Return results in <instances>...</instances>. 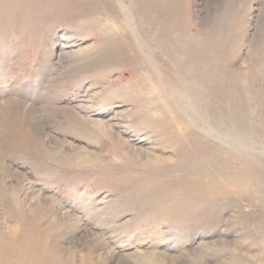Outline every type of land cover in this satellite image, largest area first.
Masks as SVG:
<instances>
[{
    "label": "rangeland",
    "instance_id": "rangeland-1",
    "mask_svg": "<svg viewBox=\"0 0 264 264\" xmlns=\"http://www.w3.org/2000/svg\"><path fill=\"white\" fill-rule=\"evenodd\" d=\"M0 189V264H264V0H0Z\"/></svg>",
    "mask_w": 264,
    "mask_h": 264
},
{
    "label": "bare ground",
    "instance_id": "bare-ground-1",
    "mask_svg": "<svg viewBox=\"0 0 264 264\" xmlns=\"http://www.w3.org/2000/svg\"><path fill=\"white\" fill-rule=\"evenodd\" d=\"M138 93H137V92ZM140 90L136 89L134 91V93H137L139 94ZM142 93V92H141ZM9 114V113H7ZM10 120V119H9ZM11 121V120H10ZM10 121L9 122V125H10ZM32 121V120H31ZM34 122V120H33ZM13 123V122H12ZM36 123V122H35ZM10 127H12L10 125ZM31 127V126H30ZM33 127V126H32ZM34 128V127H33ZM32 128V129H33ZM165 131V130H163ZM27 134V133H26ZM29 134V133H28ZM44 148V147H42ZM66 150V149H65ZM216 176V175H215ZM212 179V178H211ZM190 180V179H189ZM204 180V179H203ZM203 180H200L198 176H193L191 182V186H190V190H188L187 192H185L184 194H182V196H185L184 200L182 201H177V203L175 204V208H173V212H176V211H185V209H188V207H200V206H203L207 201L206 199L209 198V195L208 194H211L212 193L214 194L215 192V185L216 183L215 182H206V181H203ZM215 180V179H214ZM162 182V181H161ZM235 183H236V186L238 187L239 191L242 192L243 194V191L246 192V193H250V191H248V187H247V183L244 181V180H235ZM195 184V186H193ZM221 185V184H220ZM178 186V185H176ZM1 190V189H0ZM166 190V191H165ZM164 190V193H165V199L162 200L163 204H169V201H175V196H174V191L176 190L175 186H172V187H166V189ZM183 191V190H182ZM198 191V192H197ZM146 193V191H145ZM163 193V192H162ZM2 194V192L0 193ZM159 196V195H158ZM38 198V197H37ZM152 198V197H151ZM3 199V198H2ZM39 199V198H38ZM158 200V199H157ZM149 203V202H148ZM51 204V203H50ZM159 205V204H158ZM167 206V205H166ZM169 206V205H168ZM165 207V206H164ZM155 209V208H154ZM172 209V208H170ZM157 210V209H156ZM35 213V212H34ZM172 213V212H171ZM149 216V215H148ZM187 216V215H185ZM153 220V219H152ZM93 241V247H89L90 249H88V254L85 255V259L87 258L88 260L90 259V257L92 256L91 254L93 252H95L96 250H98L99 248L101 249V246L103 245V241L101 238L98 237V234L94 233V235L92 236V239ZM53 243V242H52ZM53 245L55 247H58V249H61V250H65L64 247H62L61 245H57V242H55V244H52L51 248L53 249ZM106 246V245H105ZM67 249V248H66ZM38 251V248H35L34 247L32 248V252L31 253H27V254H24V257H23V261L25 264H44L43 262H39L37 259H35V255ZM67 254H71L72 252H68L66 251ZM108 253V252H107ZM113 254V253H112ZM95 255V254H94ZM152 257V256H151ZM173 257V256H172ZM178 260V259H177ZM26 261V262H25ZM151 263V262H150ZM169 263V262H167ZM171 263V262H170ZM141 264V263H140ZM158 264H166V261L165 262H161V263H158Z\"/></svg>",
    "mask_w": 264,
    "mask_h": 264
}]
</instances>
